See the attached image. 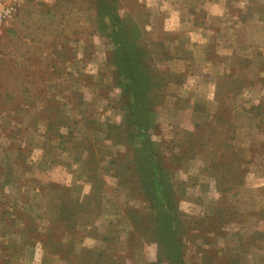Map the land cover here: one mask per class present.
<instances>
[{
    "label": "rangeland",
    "instance_id": "rangeland-1",
    "mask_svg": "<svg viewBox=\"0 0 264 264\" xmlns=\"http://www.w3.org/2000/svg\"><path fill=\"white\" fill-rule=\"evenodd\" d=\"M0 264H264V0H0Z\"/></svg>",
    "mask_w": 264,
    "mask_h": 264
},
{
    "label": "trees",
    "instance_id": "trees-1",
    "mask_svg": "<svg viewBox=\"0 0 264 264\" xmlns=\"http://www.w3.org/2000/svg\"><path fill=\"white\" fill-rule=\"evenodd\" d=\"M156 181V179L154 178L153 179V183ZM163 184H165L164 188L165 190L168 189V183H166L165 181H162ZM165 194L167 195V191H165ZM164 194L165 196V199H166V203H164L161 198L159 197V195H157V193H153V196L155 195V206L156 207H160V211L156 212L155 215H156V223L158 224L157 226H159V233H160V236L162 233L166 232V238L167 239H171V236H173V234L175 233L174 229H173V225L172 223L169 221L170 220V217H171V214H172V211H173V207L171 206L172 205V201L171 199H169L168 201V197H166V195ZM172 240V239H171Z\"/></svg>",
    "mask_w": 264,
    "mask_h": 264
}]
</instances>
